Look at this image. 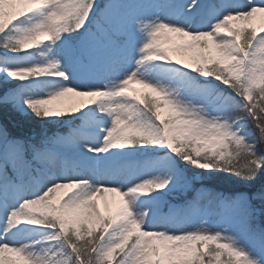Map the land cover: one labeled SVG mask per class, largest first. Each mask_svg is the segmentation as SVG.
Instances as JSON below:
<instances>
[{"label":"snow or ice","instance_id":"snow-or-ice-1","mask_svg":"<svg viewBox=\"0 0 264 264\" xmlns=\"http://www.w3.org/2000/svg\"><path fill=\"white\" fill-rule=\"evenodd\" d=\"M0 264H264V0H0Z\"/></svg>","mask_w":264,"mask_h":264},{"label":"rangeland","instance_id":"rangeland-1","mask_svg":"<svg viewBox=\"0 0 264 264\" xmlns=\"http://www.w3.org/2000/svg\"><path fill=\"white\" fill-rule=\"evenodd\" d=\"M203 2L204 3H206V4H212V3H219L220 2V0H203ZM133 87H136V88H138V86H133ZM140 91H143V90H140ZM66 129H63V130H61V131H65ZM105 195H107L108 196V199L107 198H98V202H100L101 201V203H103L102 201H107V205H108V207L106 208L105 207V203L104 204H102V205H104V206H100V210H101V212L104 214V215H108L109 214V210H112V211H114V209H115V201H118V197H114L112 194H105ZM105 199H107V200H105ZM175 202H179V201H175Z\"/></svg>","mask_w":264,"mask_h":264},{"label":"trees","instance_id":"trees-1","mask_svg":"<svg viewBox=\"0 0 264 264\" xmlns=\"http://www.w3.org/2000/svg\"><path fill=\"white\" fill-rule=\"evenodd\" d=\"M37 130H38V126H37ZM52 130L55 131L56 129L53 127V128L50 129V131H52ZM10 131H13V132H17L18 133L20 130L19 129H14V128H11L10 127ZM257 183H259V181ZM227 187L229 189H233V190H243V188H242V186L240 184H231V183H229L227 185Z\"/></svg>","mask_w":264,"mask_h":264},{"label":"bare ground","instance_id":"bare-ground-1","mask_svg":"<svg viewBox=\"0 0 264 264\" xmlns=\"http://www.w3.org/2000/svg\"><path fill=\"white\" fill-rule=\"evenodd\" d=\"M65 103H69V101H65ZM104 198H107V199H108V196L105 195ZM107 199H105V200H107ZM97 202H98V201H97ZM102 202H103V203H101V201H100V202H98V204H99L100 206H104V205H102V204L106 203L107 201H102Z\"/></svg>","mask_w":264,"mask_h":264}]
</instances>
